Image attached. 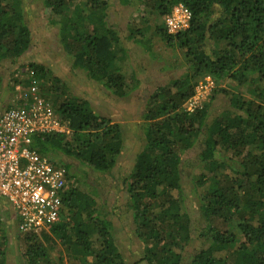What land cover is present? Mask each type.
Masks as SVG:
<instances>
[{"label": "trees", "instance_id": "trees-1", "mask_svg": "<svg viewBox=\"0 0 264 264\" xmlns=\"http://www.w3.org/2000/svg\"><path fill=\"white\" fill-rule=\"evenodd\" d=\"M40 1L49 23L58 26L59 43L72 68L119 98L138 88L141 80L132 52L109 23V0ZM118 3L137 7L140 14L126 40L144 48L142 40L152 30L166 47L180 48L185 57V73L149 96L141 115L143 146L121 182L142 260L264 264V0ZM177 4L190 10L191 21L188 28L169 34L164 17ZM31 44L21 0H0V61L16 62ZM27 70L29 81L18 86L29 90L34 80L38 96L70 132L32 138L39 154L65 169L66 185L59 220L46 233L24 232V248L17 254L24 264H61L63 259L53 260L50 253L61 245L74 264H127L111 219L96 207L98 187L91 190L76 174L77 164L93 172L114 167L124 148L122 125L94 112L83 97L65 96L63 83L47 66L30 62ZM205 77L214 86L202 106L189 112L183 104ZM217 94L227 98L229 110L209 121V106ZM194 145L199 149L198 171L191 182L203 225L197 245L190 247L192 219L184 203L181 164ZM0 226L6 224L0 221ZM6 242L0 244V264H6Z\"/></svg>", "mask_w": 264, "mask_h": 264}, {"label": "rangeland", "instance_id": "rangeland-1", "mask_svg": "<svg viewBox=\"0 0 264 264\" xmlns=\"http://www.w3.org/2000/svg\"><path fill=\"white\" fill-rule=\"evenodd\" d=\"M21 4L25 21L31 31L32 44L16 62L0 61V84L3 90V105L0 109L5 108L11 103V100L16 98L15 87L18 84L22 85L26 80L29 81L31 74L27 70V64L37 62L47 66L52 75L61 80L65 96L83 97L94 112L122 125L125 135L124 148L114 167L110 171L93 172L85 167L80 168V165L76 163V174L79 179L85 180L90 185L91 190L93 187H98L96 207L99 209V214L106 215L111 219L117 245L127 264H147L142 260V244L133 235L134 226L130 210L126 205L127 196L122 190L121 182L122 178L131 171L135 155L143 146L140 125L142 124L141 115L144 106L158 86L165 85L185 73V69L181 67L185 59L184 52L180 48L169 49L166 47L152 30L142 40L145 43L144 48L138 47L134 43V39L126 40L125 37L129 34L130 28L136 29L140 16L139 10L132 5L123 6L122 3H118V0H109L107 10L109 23L122 37L123 43L131 50L132 65L136 76L141 80V84L136 90L126 97L119 98L109 94L99 84L87 78L82 70L70 66L59 43L58 26L49 23L47 15L41 8L40 0H21ZM148 50L149 58L147 57ZM225 110H229L228 100L223 94H217L209 106V121ZM198 150L197 145L190 148L186 152L187 159L185 158L181 164L184 203L192 219L193 231L191 232L190 247L197 245L195 237L203 225L199 219L196 187L194 182H191L198 171L196 167ZM8 205L7 200L0 196V221L6 224V226H0V244L2 239L7 241L3 245L6 249L5 263L24 264V258L21 257V254H17V251L24 248L23 236L26 232L18 231L14 215ZM5 229L8 231L4 232ZM47 230L48 227L38 231L35 235L43 231L46 233ZM16 232L19 233L18 240L15 238ZM50 253L53 260L61 257L63 259L61 264H74L61 245L54 246Z\"/></svg>", "mask_w": 264, "mask_h": 264}, {"label": "built area", "instance_id": "built-area-1", "mask_svg": "<svg viewBox=\"0 0 264 264\" xmlns=\"http://www.w3.org/2000/svg\"><path fill=\"white\" fill-rule=\"evenodd\" d=\"M190 21V10L177 4L164 17V27L175 34L188 28ZM34 85L33 80L27 91L17 85L11 106L0 109V196L7 200L21 232H38L59 220L66 185L65 169L39 154L32 138L35 134H67L70 129L38 96ZM213 86V80L205 77L184 103L185 109L200 108ZM2 97L0 84V107Z\"/></svg>", "mask_w": 264, "mask_h": 264}]
</instances>
